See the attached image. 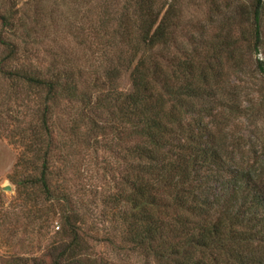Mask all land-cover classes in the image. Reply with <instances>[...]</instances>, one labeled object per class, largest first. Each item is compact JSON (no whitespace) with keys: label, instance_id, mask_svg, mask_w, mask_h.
I'll return each mask as SVG.
<instances>
[{"label":"trees","instance_id":"1","mask_svg":"<svg viewBox=\"0 0 264 264\" xmlns=\"http://www.w3.org/2000/svg\"><path fill=\"white\" fill-rule=\"evenodd\" d=\"M22 1L3 0L0 5L6 51L0 73L10 85L7 100L0 104V139L22 148L11 176L19 192L35 195L36 213L48 208L52 221L60 223L56 236L61 241L49 263L107 264L88 255L96 241L143 253L148 263L264 264V175H256L245 157L242 167L235 163L243 147L227 130L239 114L261 120L264 96L259 93L248 108L235 91L218 98L221 57L231 45L223 22L211 50L202 44L190 54L165 58L180 0H107L98 13L100 27L90 19L87 30L75 32L76 49L88 65L76 66L72 55L63 63L64 52L52 49L46 55L50 65L43 69L30 61L39 55L46 26L35 31L39 25L34 18L30 21L28 9L48 0H27L20 7ZM263 18L264 0H254L248 24L256 54L264 46ZM227 59L236 66L234 47H229ZM97 62L103 65L100 69ZM255 71L264 76V62L257 61ZM127 73L132 89L123 93L120 81ZM17 97L20 104L34 101L36 107L14 118L9 107ZM75 104L85 110L82 119L90 132L104 133L109 126L112 133L117 131L115 147L125 161L122 192H128L102 202L129 207L116 232H121L119 246L109 236L96 238L82 228L86 215L79 214L71 194L56 182L64 177L66 183L69 152L87 142L78 140L74 148V134L65 137L57 123L58 108ZM6 119L13 126L10 134ZM71 128L77 130V124ZM256 148L251 146L248 153L255 156ZM39 219L40 227L47 219L52 222ZM15 262L27 264L24 259Z\"/></svg>","mask_w":264,"mask_h":264},{"label":"rangeland","instance_id":"2","mask_svg":"<svg viewBox=\"0 0 264 264\" xmlns=\"http://www.w3.org/2000/svg\"><path fill=\"white\" fill-rule=\"evenodd\" d=\"M2 1L0 0V5ZM26 3H28L27 0H24L19 3V6ZM107 3V0H91L90 3L83 0H48L42 6L32 4V7L28 9L30 21L34 18L33 20L38 22L39 26L35 30L37 32L44 25L46 26L43 32V37L46 39L39 46V52H37L39 55L36 54V59L32 57L30 63L45 69L50 65V58H46L47 52L53 49V53L64 52L61 58L63 63H67L68 56L72 55L71 59H74L73 63L76 66L88 65L83 52L76 49L75 32L79 28L87 30L92 24L90 19L94 21L96 27H100L101 17L98 13L106 9L103 6ZM253 3L254 0H180V12L177 15L178 18L174 19L173 30L175 31L172 41L169 47L164 49L165 58H175L183 53L190 54L193 48L201 47L202 44H206L204 49L211 50L212 47L209 44L220 35V29H223L224 25V34L226 35L229 31V39L227 38L231 44L229 47L230 49L234 47L236 66L234 67L233 63L227 59L229 56V47H227L221 57L223 78L220 87L217 88L218 98L220 99L226 92L235 91L236 95H239V100L244 102L243 108H248L251 101L259 99V93L264 96V76L255 71L257 61L264 62V46L257 54L254 52L253 30L248 24V13ZM52 13H54L53 16H51ZM36 14L38 15L35 16ZM23 15L24 13L22 17ZM25 19L27 21V17ZM222 22L223 25H221ZM4 37V35L2 37L0 25V62L6 55L2 44ZM98 64L100 62L95 63V66ZM102 66L99 65V69ZM87 69L89 72L94 71V69ZM120 89L123 93L131 91L132 83L128 73L120 81ZM9 92L10 85L0 73V104L7 100ZM18 98L9 107L11 110L9 114L14 118H20L21 111L24 114H30L36 107V102L26 100L20 104ZM58 110L57 123L60 124V131L66 134L65 137H68L70 133L74 134L72 136L76 139L72 141L74 148L78 140L84 142L86 139L87 142L85 145L80 143V149L75 148L69 152L66 183L63 182L64 177H60L56 182L58 185L63 184V187L71 194L79 214L86 215L82 228L96 238L105 239L109 236L119 246L121 232H116L124 225L123 213L129 207L125 202L120 206L113 203L105 206L102 202L105 197H115L123 191L121 178L125 174V161L122 159L121 151L115 147L117 131L113 130L112 133L109 126L103 131L104 133L90 132L89 123H84L82 119L85 110L80 104L63 105ZM66 113L67 116L62 115ZM239 115L231 121V127L227 129L231 131L230 133H234L235 139L240 140L238 142L243 147L242 151L235 154V163L242 167L241 163L245 157V161L251 164L256 175L260 173L264 175V140H262L264 115L261 120ZM6 120L9 125L7 134H10L13 126L8 119ZM98 121L100 124L103 123L101 120ZM76 124L77 130H72V125L76 126ZM103 126L107 127V124ZM251 146L253 148L257 146L255 156L248 153ZM21 150L22 148L11 145L9 140L0 139V264H19L15 262L19 259H24L27 264H50L53 257L51 252L61 241L56 236L60 223L57 220L52 221V214L48 208H43L41 212L36 213L39 208L35 206L36 196L20 193L11 179ZM59 169L60 166H57L56 171ZM19 178L22 180L24 175L21 173ZM7 187L11 188V191L3 190ZM127 192L126 188L122 193L125 195ZM41 217L42 219L49 217L52 222H48L47 219L45 225L40 227L38 222ZM91 247L88 255L107 264H156L153 260L148 263L145 254L134 253L129 249L120 251L116 247H107L96 241L91 243Z\"/></svg>","mask_w":264,"mask_h":264},{"label":"water","instance_id":"3","mask_svg":"<svg viewBox=\"0 0 264 264\" xmlns=\"http://www.w3.org/2000/svg\"><path fill=\"white\" fill-rule=\"evenodd\" d=\"M4 191H11V188L7 187L3 189Z\"/></svg>","mask_w":264,"mask_h":264}]
</instances>
